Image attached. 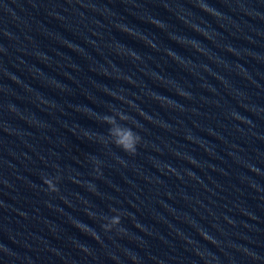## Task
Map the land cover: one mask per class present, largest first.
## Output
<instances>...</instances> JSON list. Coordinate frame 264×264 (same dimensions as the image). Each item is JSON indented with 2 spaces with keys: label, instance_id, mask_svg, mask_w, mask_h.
<instances>
[{
  "label": "water",
  "instance_id": "obj_1",
  "mask_svg": "<svg viewBox=\"0 0 264 264\" xmlns=\"http://www.w3.org/2000/svg\"><path fill=\"white\" fill-rule=\"evenodd\" d=\"M0 264H264V0H0Z\"/></svg>",
  "mask_w": 264,
  "mask_h": 264
},
{
  "label": "clouds",
  "instance_id": "obj_2",
  "mask_svg": "<svg viewBox=\"0 0 264 264\" xmlns=\"http://www.w3.org/2000/svg\"><path fill=\"white\" fill-rule=\"evenodd\" d=\"M141 137L140 135L135 132L133 129H124L117 133V139L115 140L114 144L121 148L124 152L134 155L137 152V145L140 143ZM49 190L57 191V186H49ZM120 223V216L115 215L111 217L110 223H106L102 225L105 230H110L113 226L118 225Z\"/></svg>",
  "mask_w": 264,
  "mask_h": 264
}]
</instances>
